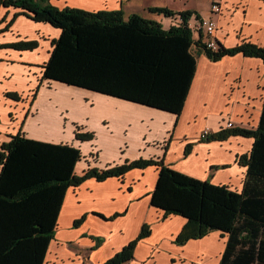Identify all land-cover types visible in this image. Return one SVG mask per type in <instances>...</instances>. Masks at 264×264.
<instances>
[{
  "label": "crops",
  "instance_id": "obj_1",
  "mask_svg": "<svg viewBox=\"0 0 264 264\" xmlns=\"http://www.w3.org/2000/svg\"><path fill=\"white\" fill-rule=\"evenodd\" d=\"M142 1L50 0V3L59 8L95 12L123 10L126 19L140 14L156 20L165 29L178 25L180 16L157 14L151 7H164L176 13L188 11L193 21L198 16L217 21L215 38L223 48L234 49L247 42L264 47V0H218L222 6L220 13L211 10L215 0ZM21 12L15 7H0V45L21 40L37 41L39 45L18 51L3 48L0 67L27 64L43 70L53 41L62 29L35 22ZM192 51L197 68L181 114L93 92L101 111L92 120L81 116L69 120L65 117L70 111L65 98L53 96L46 89L47 96L40 104H37V96H33L28 108L21 109L22 120L15 123L8 119L10 109L14 108L11 100L0 96V119L5 117V122L0 123V146L21 132L30 139L79 148L83 161L77 163L76 174L90 167L107 168L127 160L163 159L185 175L242 192L247 167L240 164L239 159L251 152L255 138L236 135L215 141L202 140L201 134L230 128L229 121L233 128L255 130L259 127L264 114V61L243 53L212 60L196 46ZM3 78L0 72V83ZM40 82V86L47 84L42 79ZM56 83L62 88L60 93L66 95L69 85ZM9 89L17 93L16 87L0 85V95ZM23 109H26L24 114ZM76 126L92 131L94 139L77 140ZM84 144L87 147L84 148ZM158 175L159 169L152 165L145 169L134 168L124 178L103 181L88 178L80 186L68 188L44 264L82 261L105 264L136 240L145 225H149L150 234L138 241L133 257L125 264H220L228 234L211 231L203 238L190 239L183 245L177 243L176 238L188 220L177 214L167 216L152 205ZM83 217L76 225L75 221Z\"/></svg>",
  "mask_w": 264,
  "mask_h": 264
},
{
  "label": "trees",
  "instance_id": "obj_2",
  "mask_svg": "<svg viewBox=\"0 0 264 264\" xmlns=\"http://www.w3.org/2000/svg\"><path fill=\"white\" fill-rule=\"evenodd\" d=\"M0 7L21 9V14L35 22L62 29L53 41L49 61L43 64L42 80L47 84L62 82L175 115L183 110L197 68L193 46L212 60L243 53L264 61V47L249 42L234 49H208L201 40H195L188 27L192 16L188 11L151 7L157 14L183 18V24L165 29L140 14L126 19L123 10L59 8L50 0H0ZM38 45L31 40L9 46L27 50ZM7 96L21 100L16 92ZM75 135L82 142L95 136L81 126H76ZM236 135L255 138L251 152L239 159L247 167L242 192L185 175L163 159L127 160L76 174V165L83 157L76 146L45 143L21 132L12 135L0 146V264H44L68 188L78 187L88 178H124L134 168L152 165L159 169L152 205L167 216L177 214L188 220L177 243L183 245L211 231H221L229 239L220 264H264V114L255 130L230 127L209 133L202 140ZM150 232L145 225L136 240L105 264L127 263L138 241Z\"/></svg>",
  "mask_w": 264,
  "mask_h": 264
},
{
  "label": "rangeland",
  "instance_id": "obj_3",
  "mask_svg": "<svg viewBox=\"0 0 264 264\" xmlns=\"http://www.w3.org/2000/svg\"><path fill=\"white\" fill-rule=\"evenodd\" d=\"M139 2H142V0H139ZM2 33L0 32V35ZM25 40L21 41H16L10 44L14 43H20ZM0 45V51L4 50L3 48H13L17 49V47H10L9 45ZM18 51V49H17ZM1 68V67H0ZM4 73H2V71ZM0 72L2 75H4L5 78L1 80L0 85H4L7 87H16L17 88V93L22 94L21 95V100L17 101L14 98H11L10 96H7V93L12 92L11 89L9 91L4 92L2 95L4 99H9L11 100L12 106L14 107L13 109H10L11 115H9V120L12 122L14 121L15 123H18L19 121L22 120V113L21 109L26 106V109L28 108V104L30 103L31 99H33V96L37 98V104H40L41 100L44 99V96H47L45 93L46 89L47 91L53 93V96H58L60 98H65V102L68 103L69 105V112L68 114L65 115V117L69 120L72 117H86L89 120H92V118L99 112L101 111L100 109V104L98 101L95 100L93 91L89 90H84V89H79L76 86H67L68 89H66V95H63L60 93L61 89L59 86V83L53 82L51 86L47 85L44 83L46 86H40L41 82L40 79H42L43 75V70H41L40 67L37 66H32V65H10L9 67L1 68ZM55 84V85H54ZM41 88V89H40ZM56 89V91L54 90ZM85 92H90V93H85ZM36 95V96H35ZM51 96V97H53ZM26 98V99H25ZM46 102H49L46 99ZM26 109H23V114L26 113ZM20 111V112H19ZM2 124L5 122V117L2 116V119H0V123ZM86 142V141H85ZM87 144V143H85ZM84 144V148L87 147ZM83 160L79 161L82 163Z\"/></svg>",
  "mask_w": 264,
  "mask_h": 264
},
{
  "label": "built area",
  "instance_id": "obj_4",
  "mask_svg": "<svg viewBox=\"0 0 264 264\" xmlns=\"http://www.w3.org/2000/svg\"><path fill=\"white\" fill-rule=\"evenodd\" d=\"M221 4L218 0H215L211 6L212 12L220 13L221 12ZM178 24H183V18L179 17ZM217 21L212 17L208 18H198L195 21L190 19L187 21L188 27L193 31L194 35H196L195 40H201L203 45H205L208 49L219 50L220 46L216 40V31H217ZM228 127L233 128V123L230 121L227 123ZM209 131H204L201 134V138H205L209 135ZM77 264H88V262H79Z\"/></svg>",
  "mask_w": 264,
  "mask_h": 264
}]
</instances>
